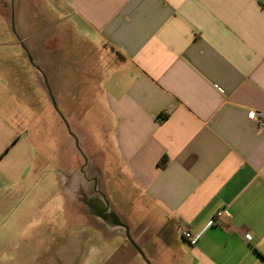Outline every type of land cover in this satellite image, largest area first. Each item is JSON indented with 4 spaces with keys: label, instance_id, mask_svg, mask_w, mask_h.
Wrapping results in <instances>:
<instances>
[{
    "label": "crops",
    "instance_id": "0c3cea01",
    "mask_svg": "<svg viewBox=\"0 0 264 264\" xmlns=\"http://www.w3.org/2000/svg\"><path fill=\"white\" fill-rule=\"evenodd\" d=\"M48 2L61 17L8 44L23 46L35 70L55 72L43 77L50 95L70 74L80 88L92 53L105 50L94 65V126L106 147L88 135L131 185L124 198L136 213L107 199L150 264H264V128L249 118L264 111V0ZM15 56L0 52V220L36 165L31 106L5 64ZM219 211L220 225L195 245L182 238V225L197 233ZM5 237L0 264H51L38 251L22 255L27 239ZM97 247L96 263L111 262Z\"/></svg>",
    "mask_w": 264,
    "mask_h": 264
},
{
    "label": "rangeland",
    "instance_id": "374dc122",
    "mask_svg": "<svg viewBox=\"0 0 264 264\" xmlns=\"http://www.w3.org/2000/svg\"><path fill=\"white\" fill-rule=\"evenodd\" d=\"M55 17H61V14L51 7L48 0H0V52L21 55L11 57L5 64L19 92V99L31 106L34 118L31 119L30 140L36 159L32 177L18 186L17 196L5 202L0 235L27 239L31 244L24 249L25 252L22 251V255L29 256V251H38L51 264H97L95 257L90 255L93 245L102 246V252H111L113 258L107 264H145L124 236L120 233L108 235L103 223L93 218L81 203L77 192L82 181L79 169L83 159L76 143L85 157L92 158L85 171L90 177L99 179L97 189L118 208H129L128 214L139 211L134 207L136 200L127 199L126 204L124 197L131 191V185L117 167V162L109 156L106 161L101 160L102 154L92 145V137L88 135L91 132L98 145L106 147L100 136L102 132L94 126L100 109L95 64L104 58L105 50H101L99 55L96 51L92 53L88 80L84 82L80 78V88L76 87V75L70 74L69 87L52 88L50 95L43 77L51 78L55 72L41 65V71L35 70L23 55V46L8 44L19 35L34 32L46 20ZM29 44L26 42L27 46ZM110 70L106 69L105 74ZM51 98L57 99L55 107ZM58 112L67 121L70 131ZM72 136H76L77 142ZM84 188L91 190V184H84ZM42 239L45 240V248L40 244ZM129 253L135 256L134 260L128 259Z\"/></svg>",
    "mask_w": 264,
    "mask_h": 264
},
{
    "label": "water",
    "instance_id": "95a60500",
    "mask_svg": "<svg viewBox=\"0 0 264 264\" xmlns=\"http://www.w3.org/2000/svg\"><path fill=\"white\" fill-rule=\"evenodd\" d=\"M53 103L55 107V102L53 101ZM59 116L61 117L68 131H70L69 125L65 118L60 113ZM99 198L102 202H98L97 206L90 208V214L101 219L106 224L121 229L123 231L125 240L130 245H132L134 250L141 256V258L145 261L146 264H150V261H148L142 249L138 245H136V242L132 239L128 226L120 219V217L116 215V212L113 211L106 195L101 193V197Z\"/></svg>",
    "mask_w": 264,
    "mask_h": 264
},
{
    "label": "flooded vegetation",
    "instance_id": "af4514ba",
    "mask_svg": "<svg viewBox=\"0 0 264 264\" xmlns=\"http://www.w3.org/2000/svg\"><path fill=\"white\" fill-rule=\"evenodd\" d=\"M76 137V136H75ZM74 136H72V138L77 142L76 138ZM76 149L79 153V155H81L82 159H83V164L80 165V174H81V182L80 185L77 187L79 192V199L81 201L82 204H84L87 208V210L89 211L90 214V208L94 207L96 204V201L99 197H101V191L99 189H97V185H98V180L95 177H90V174L85 171V169L88 167V163L92 160V158H88L87 156L85 157L84 154H82V152L80 151L79 146H77L76 143ZM84 184H91V190L86 191L87 189L84 188ZM90 196L87 197V195ZM77 200V198H76ZM91 215V214H90Z\"/></svg>",
    "mask_w": 264,
    "mask_h": 264
},
{
    "label": "built area",
    "instance_id": "2783aa9c",
    "mask_svg": "<svg viewBox=\"0 0 264 264\" xmlns=\"http://www.w3.org/2000/svg\"><path fill=\"white\" fill-rule=\"evenodd\" d=\"M249 118L254 120L256 123H258L260 127L264 128V111L251 110L249 112ZM221 220H222V213L219 211L216 213V215L212 219H210L207 222L203 230L197 233L191 232L186 225H182L180 229L182 238L185 241H187L191 246H193L197 243V241L199 240V238L201 237V235L207 228L217 225V224L220 225Z\"/></svg>",
    "mask_w": 264,
    "mask_h": 264
},
{
    "label": "clouds",
    "instance_id": "9594fccd",
    "mask_svg": "<svg viewBox=\"0 0 264 264\" xmlns=\"http://www.w3.org/2000/svg\"><path fill=\"white\" fill-rule=\"evenodd\" d=\"M99 254H100V249L97 246L93 245L90 249V255L96 257Z\"/></svg>",
    "mask_w": 264,
    "mask_h": 264
},
{
    "label": "bare ground",
    "instance_id": "6f19581e",
    "mask_svg": "<svg viewBox=\"0 0 264 264\" xmlns=\"http://www.w3.org/2000/svg\"><path fill=\"white\" fill-rule=\"evenodd\" d=\"M97 201H98L99 203H101V202H102L100 198H98V199H97Z\"/></svg>",
    "mask_w": 264,
    "mask_h": 264
}]
</instances>
